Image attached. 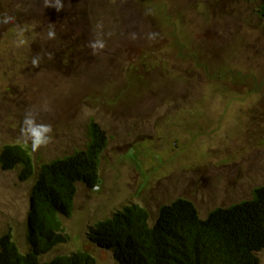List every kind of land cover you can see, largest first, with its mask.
Returning <instances> with one entry per match:
<instances>
[{"label": "rangeland", "instance_id": "rangeland-1", "mask_svg": "<svg viewBox=\"0 0 264 264\" xmlns=\"http://www.w3.org/2000/svg\"><path fill=\"white\" fill-rule=\"evenodd\" d=\"M32 2L25 13L23 0H0V14L15 17L0 24V150L25 145L34 167L26 180L18 166L0 167V236L28 248L35 173L83 149L90 120L107 138L98 181L76 183L72 210L60 218L68 239L44 259L85 250L96 264H114L86 233L124 205L146 208L153 220L160 205L184 197L203 218L264 185L259 0H61L60 11ZM97 24L105 47L94 53ZM29 111L38 131L52 127L41 131L51 139L35 152L27 126L21 136ZM257 255L264 264V249Z\"/></svg>", "mask_w": 264, "mask_h": 264}, {"label": "trees", "instance_id": "trees-1", "mask_svg": "<svg viewBox=\"0 0 264 264\" xmlns=\"http://www.w3.org/2000/svg\"><path fill=\"white\" fill-rule=\"evenodd\" d=\"M23 1V12H32V0ZM258 12L264 15V0H259ZM87 138L83 149L39 166L29 193L28 248L21 252L9 233L2 234L0 264H96L85 250L43 258L68 239L60 218L72 210L76 183L91 187L98 179L106 133L90 120ZM15 166L20 180L34 173L25 145H3L0 167ZM86 235L95 246L112 252L114 264H259L257 253L264 249V185L255 187L249 199L217 206L203 218L184 197L160 205L153 220L146 208L127 204L89 226Z\"/></svg>", "mask_w": 264, "mask_h": 264}, {"label": "clouds", "instance_id": "clouds-1", "mask_svg": "<svg viewBox=\"0 0 264 264\" xmlns=\"http://www.w3.org/2000/svg\"><path fill=\"white\" fill-rule=\"evenodd\" d=\"M45 7H55L57 11H60L64 7V5L61 2V0H55V3H50V2H48V0H45ZM14 21H15L14 16H10L8 14H0V24L7 25L10 23H13ZM100 27L101 26L99 24L96 25L97 31H96L95 39L89 45L93 49L94 53L105 47V39L103 37V34L99 31ZM18 32L22 33L23 29L18 28ZM156 35H157L156 33H150L149 37L151 39V38L155 37ZM47 36L49 39H54L56 36V33L53 29H50L47 33ZM51 55H52L51 53L48 54L49 59H51ZM40 59L41 58L39 56L33 57L31 60L32 67H34V68L39 67ZM34 125H35V116L31 111H29L25 114L24 119L22 121L21 136L24 135V133L26 131L25 126H27V128L31 130V134L33 137V139H31V141H30L31 149H32V151L35 152V151L39 150L42 146L47 145L49 143V140L51 139V137L41 139V135H40L41 131L52 132V127H51V125L47 124L46 126H44L43 128H41L38 131ZM24 142L28 143L29 140L24 139Z\"/></svg>", "mask_w": 264, "mask_h": 264}, {"label": "water", "instance_id": "water-1", "mask_svg": "<svg viewBox=\"0 0 264 264\" xmlns=\"http://www.w3.org/2000/svg\"><path fill=\"white\" fill-rule=\"evenodd\" d=\"M97 181H98V179H97Z\"/></svg>", "mask_w": 264, "mask_h": 264}]
</instances>
